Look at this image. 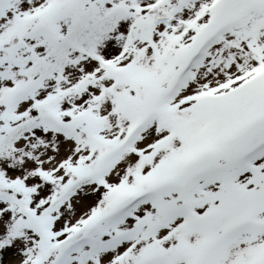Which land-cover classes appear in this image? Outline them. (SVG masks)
I'll use <instances>...</instances> for the list:
<instances>
[{
  "label": "snow or ice",
  "instance_id": "1",
  "mask_svg": "<svg viewBox=\"0 0 264 264\" xmlns=\"http://www.w3.org/2000/svg\"><path fill=\"white\" fill-rule=\"evenodd\" d=\"M0 264H264V0H0Z\"/></svg>",
  "mask_w": 264,
  "mask_h": 264
}]
</instances>
